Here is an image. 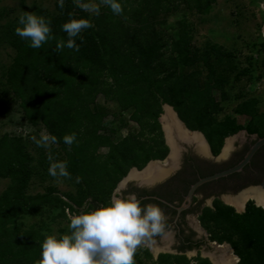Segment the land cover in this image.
Wrapping results in <instances>:
<instances>
[{
    "label": "trees",
    "instance_id": "trees-1",
    "mask_svg": "<svg viewBox=\"0 0 264 264\" xmlns=\"http://www.w3.org/2000/svg\"><path fill=\"white\" fill-rule=\"evenodd\" d=\"M214 1L118 0L121 15L113 14L109 7L99 15H89L74 0H64L63 10L58 6L56 15L44 11L38 15L51 20L54 37L39 49L17 36L16 27L0 24V42L6 40L14 51L11 62L0 72V86L7 89L3 93L10 92L20 101L24 118L43 124L57 137L67 156L69 180L78 187L74 203L85 199L92 210L100 207L129 168L140 169L148 161L166 156L168 147L158 121L163 104L173 107L188 129L200 131L215 155L224 138L241 129L229 116L217 118L229 100L232 54L212 46L201 50L193 46L192 35L183 24L178 30L162 28L167 25L165 17L182 6L201 13ZM70 18L89 19L94 27L76 38L78 52L67 47L57 51V43L68 39L62 25ZM184 69L190 71L183 73ZM239 73V77L250 76L248 68ZM214 90L220 93L219 101ZM100 97L115 103L120 112L131 110L130 118L139 131L115 144L98 134L105 116L97 104ZM257 104L254 98L243 99L235 113L257 119L246 130L260 138L264 136V114ZM73 132L76 143L69 150L62 138ZM145 132L148 138H143ZM103 144L110 146V164L99 163L102 157L95 154ZM77 177L82 178L80 183H76ZM199 220L212 239L233 248L240 264H264L263 208L248 201L244 211L237 213L215 200L212 207L201 210ZM5 235L6 241L1 240ZM5 235L0 236V264H36L41 253L38 243L29 242L22 251L13 252L19 242Z\"/></svg>",
    "mask_w": 264,
    "mask_h": 264
},
{
    "label": "rangeland",
    "instance_id": "rangeland-1",
    "mask_svg": "<svg viewBox=\"0 0 264 264\" xmlns=\"http://www.w3.org/2000/svg\"><path fill=\"white\" fill-rule=\"evenodd\" d=\"M91 2L100 5L99 14L106 11L107 6L101 5L100 0ZM41 11L51 16L56 15L59 12L58 0H0V24L9 23L11 27H17L21 13L28 12L38 16ZM165 19L167 25L162 27L164 30L166 28L165 31H168L167 28L178 30L180 24L185 25L192 35L193 46L200 50L212 46L221 52L227 51L232 54L234 70L229 73V100L224 102L223 111L217 118L221 120L224 116H229L241 126V129L223 140L217 155L221 156L225 145L231 141V149L223 160L226 162L240 151L247 138H258L256 133L250 134L246 130L251 121L257 124V119L252 120L248 116L235 113L237 105L243 99L254 98L258 102L260 114H264V0H215L208 11L201 13L182 6L177 12L169 13ZM13 55L14 51L6 40L0 42V72L11 62ZM247 68L250 76L239 77L241 76L239 72ZM189 71L190 69H184L183 73ZM6 90L0 86V153H2L0 156L7 155L3 159L0 158V236L7 234L10 240L15 237L19 242L13 248V252H16L25 249L29 242L38 243L41 248L45 234L57 237L69 234V214L92 211V208L86 204L85 199L78 204L72 201L78 197V187L69 179L57 182L49 175L48 150L38 147L32 140L33 136L39 139L41 133L49 134L47 128L38 122L32 124L26 117L24 118L20 101L15 100L10 92L3 93ZM213 95L216 100H220L219 91L214 90ZM97 104L105 112L98 134L108 138L111 144L118 143L129 134L139 131L137 124L130 118L131 110L120 112L115 103L102 97L98 99ZM164 105L167 104L162 105L158 121L165 142L166 136L162 129V118L166 111ZM176 115L178 117L177 112ZM122 121L126 123L125 126L122 125ZM183 125L185 126L184 123ZM148 137L146 132L143 133V138ZM50 150L56 161L66 160L67 156L58 143L53 144ZM110 152L108 144L98 145L95 154L102 157L98 162L103 164L108 161L110 164L111 161L107 159L112 155ZM168 152L163 159L150 161L162 160L161 164L167 166L170 163ZM148 163L149 161L139 170L143 171L149 167ZM133 168L136 167L129 168L117 182L106 202H101V206L110 203L114 195L120 196L116 189L127 181ZM244 190L237 191L236 196ZM224 199L220 201L231 206ZM249 202L255 205L252 200ZM231 207L237 213L244 211H237ZM203 228L210 234L205 227ZM5 239L6 235L2 236L1 240L6 241ZM221 245L220 255L227 257L231 252L237 258L235 264H240L233 248L226 242ZM135 261L136 264H210L203 259V255L195 257L188 255L186 258L165 251L153 253L148 251L146 246L138 250Z\"/></svg>",
    "mask_w": 264,
    "mask_h": 264
},
{
    "label": "clouds",
    "instance_id": "clouds-1",
    "mask_svg": "<svg viewBox=\"0 0 264 264\" xmlns=\"http://www.w3.org/2000/svg\"><path fill=\"white\" fill-rule=\"evenodd\" d=\"M83 11L99 15L100 5L91 2L74 0ZM100 4L111 9L113 14L121 15L123 7L118 0H100ZM61 10L64 0H58ZM51 20L32 13H21L15 34L21 39L30 41L29 46L41 48L50 39H54ZM94 25L86 18H70L62 25L67 34V41H59L57 51L65 47L79 51L76 38L86 29ZM83 38L81 37V42ZM75 132L63 136V142L69 150L76 143ZM33 142L47 151L49 175L60 182L71 179L67 161H56L51 146L58 143L55 135L41 133L40 138L32 137ZM76 178V183L81 182ZM126 191L117 188L116 192ZM69 234L59 237L45 234L41 244L40 259L36 264H136L135 256L141 247H151L156 237H162L170 230L168 217L157 204H142L136 193L129 192L126 196L114 195L110 203L92 211L80 214H69Z\"/></svg>",
    "mask_w": 264,
    "mask_h": 264
},
{
    "label": "flooded vegetation",
    "instance_id": "flooded-vegetation-1",
    "mask_svg": "<svg viewBox=\"0 0 264 264\" xmlns=\"http://www.w3.org/2000/svg\"><path fill=\"white\" fill-rule=\"evenodd\" d=\"M173 139L175 159L171 160L172 148L165 138L170 163L167 166L161 164L162 160L152 163L156 165V169H163V174L154 175L150 179L128 178L119 186V188L126 187V191H121L119 194L126 196L129 192H134L142 204H157L167 215L168 223L171 225L170 230L162 237H156L155 243L151 247H146L148 251L153 253L165 251L186 258L188 255L192 257L203 255V259L210 264H228L227 257L220 255L222 243L212 239L211 234L201 225L199 216L201 210L207 205L212 206L215 200L224 199L229 195L236 196L237 191L246 188L247 190L264 189V169L262 168L264 146L253 155L240 172L197 187L189 206L180 209L187 204L186 196L195 182L237 164L257 138H247L240 151L226 162H223L226 156L213 154L205 138L202 139L206 144V153L201 151L198 142L182 140L175 134ZM147 168L143 171L137 169L136 172H146ZM228 255L233 256L231 252Z\"/></svg>",
    "mask_w": 264,
    "mask_h": 264
},
{
    "label": "bare ground",
    "instance_id": "bare-ground-1",
    "mask_svg": "<svg viewBox=\"0 0 264 264\" xmlns=\"http://www.w3.org/2000/svg\"><path fill=\"white\" fill-rule=\"evenodd\" d=\"M165 108V115H163L162 121H163V129L165 131V136L167 139V142L169 146L172 148V154H171V160L175 159L174 155V139L173 134H175L178 138L186 141H195L199 143L200 149L202 152L206 153V144L204 140L202 139V136L197 133H188L183 129V126L181 123H179L177 116L173 109L170 106H166ZM231 149V141H228L225 145L222 156H226ZM156 165L150 164V166L147 168L146 172L138 173L136 170H132L129 178H146L150 179L153 178L154 175L160 176L163 174V169H156ZM226 203L233 206L237 211H242V208L244 204L247 203V201L252 200L254 203H256L261 208H264V190H245L234 197H226L224 199ZM228 264H234L237 262V258L233 255H228L227 259Z\"/></svg>",
    "mask_w": 264,
    "mask_h": 264
},
{
    "label": "water",
    "instance_id": "water-1",
    "mask_svg": "<svg viewBox=\"0 0 264 264\" xmlns=\"http://www.w3.org/2000/svg\"><path fill=\"white\" fill-rule=\"evenodd\" d=\"M166 106H169V105H164V107H166ZM170 107H171V106H170ZM171 108H172V107H171ZM173 111H174V110H173ZM174 112H175V111H174ZM175 114H176V112H175ZM176 116H177V115H176ZM160 119H161V118H160ZM177 119H178V117H177ZM160 121H161V120H160ZM178 121H179V123L182 124L183 129H184L186 132H188V133H197V134H200V135L202 136V138L204 139V136L202 135V133H200V132H198V131H190L189 129H187V128L183 125V123H182L181 120L178 119ZM162 129H163V128H162ZM163 132H164V134H165L164 129H163ZM262 146H264V136H263V137H260V138H257V139L253 142V144L248 148V150H247L246 153L244 154V156H243V158L241 159V161H239L237 164L233 165V166L230 167V168H227V169H225V170H222V171H220V172H217V173H215V174H212V175H209V176H207V177L201 178V179H199L197 182H195V183L190 187V189H189V191H188V194H187V196H186L187 204H184V205L182 206V208H180V209H183V208L189 206L194 191L196 190L197 187H199V186L202 185L203 183H206V182H209V181H212V180H215V179L221 178V177L228 176V175H230V174H232V173L240 172V171L243 169V167L246 166V165L250 162V160H251V158L253 157V155H254V154H255V153H256V152H257ZM169 156H170V155H169ZM221 156H222V152H221ZM222 157H224V156H222ZM166 159H167V158H166ZM155 162H159V161H158V160H155V161H149L148 165H150V164H152V163H155ZM132 170H136V171H137L136 168H133ZM260 189H262V188H260ZM263 190H264V189H263ZM229 197H234V196L229 195ZM245 205H246V204H244L242 210H244ZM255 205H256L257 207H260V206H258L256 203H255ZM180 209H179V210H180ZM263 209H264V208H263ZM221 246H222V245H221Z\"/></svg>",
    "mask_w": 264,
    "mask_h": 264
}]
</instances>
